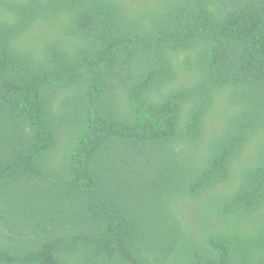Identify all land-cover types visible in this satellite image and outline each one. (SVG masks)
Returning <instances> with one entry per match:
<instances>
[{
  "label": "trees",
  "instance_id": "1",
  "mask_svg": "<svg viewBox=\"0 0 264 264\" xmlns=\"http://www.w3.org/2000/svg\"><path fill=\"white\" fill-rule=\"evenodd\" d=\"M0 264H264V0H0Z\"/></svg>",
  "mask_w": 264,
  "mask_h": 264
}]
</instances>
